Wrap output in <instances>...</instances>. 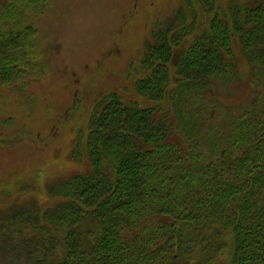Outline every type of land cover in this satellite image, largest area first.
<instances>
[{"label":"trees","instance_id":"obj_1","mask_svg":"<svg viewBox=\"0 0 264 264\" xmlns=\"http://www.w3.org/2000/svg\"><path fill=\"white\" fill-rule=\"evenodd\" d=\"M50 1L1 5L0 89L43 66L25 15ZM218 4L186 0L155 26L132 64L139 100H98L81 136L90 170L54 185V208L12 212L14 251L37 264H264V2ZM196 6L212 15L200 28ZM237 43L257 95L222 112L224 128L213 118L219 87L241 80Z\"/></svg>","mask_w":264,"mask_h":264},{"label":"rangeland","instance_id":"obj_2","mask_svg":"<svg viewBox=\"0 0 264 264\" xmlns=\"http://www.w3.org/2000/svg\"><path fill=\"white\" fill-rule=\"evenodd\" d=\"M255 1L219 0L217 6L228 12L233 3ZM44 3L25 15L39 27L43 66L0 89V264H37L25 257V246L14 251L13 233L7 234L3 225L14 210L36 215L54 208L62 200L51 195L54 185L90 170L81 136L94 105L111 91L139 100L135 81L142 74L132 64L144 53L155 26L172 19L186 0ZM196 14L199 28L212 16L198 6ZM236 48L241 80L219 87L223 104L213 118L224 128L221 113L239 114L257 95L239 43ZM17 226L22 239H33L27 225ZM51 228L53 236L60 235Z\"/></svg>","mask_w":264,"mask_h":264}]
</instances>
